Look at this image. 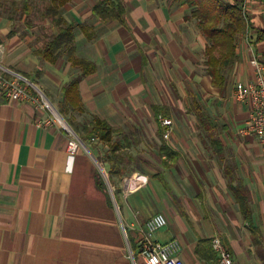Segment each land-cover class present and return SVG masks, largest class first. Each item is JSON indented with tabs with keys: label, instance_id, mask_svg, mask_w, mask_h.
<instances>
[{
	"label": "crops",
	"instance_id": "1",
	"mask_svg": "<svg viewBox=\"0 0 264 264\" xmlns=\"http://www.w3.org/2000/svg\"><path fill=\"white\" fill-rule=\"evenodd\" d=\"M98 1L72 0L61 9L76 24L75 56L95 65L78 84L83 113L62 93L79 68L64 56L54 64L41 60L34 51L48 34L31 30L24 19L11 30L0 18V62L40 86L65 119H88L76 126L88 152L69 158L65 134L38 126L45 112L0 99V264H133L128 245L136 254L138 230L154 214L167 220L154 238L178 240L184 264H216L212 249L196 254L200 241L211 246L214 236L235 264H264L252 244L254 232L264 248V156L255 138L239 135L249 106L235 99L236 84L253 78L252 54L264 61L255 31L238 38L234 71L219 89L200 65L207 42L191 27L194 20L184 19L186 6L120 0L126 14L119 25L92 17ZM246 1L251 26L263 28L264 7ZM189 94L212 121L208 132L187 112ZM181 100L185 110L169 117L172 102ZM158 109L173 121L167 139ZM91 117L113 129L109 143L86 136ZM207 136L220 144L211 145ZM238 199L248 204L249 221ZM135 264H143L137 256Z\"/></svg>",
	"mask_w": 264,
	"mask_h": 264
},
{
	"label": "trees",
	"instance_id": "2",
	"mask_svg": "<svg viewBox=\"0 0 264 264\" xmlns=\"http://www.w3.org/2000/svg\"><path fill=\"white\" fill-rule=\"evenodd\" d=\"M22 2L19 18L24 17V23L27 27L29 21L25 19L30 12L31 6L24 0ZM49 3L43 9V17L50 20L51 25L55 28L56 33L43 44V46L34 51V55L49 64H54L61 57H65L72 67H77L80 70L79 76L73 78L68 84L62 87L64 101L72 108L83 113L81 101L78 96V84L80 80L95 71V65L80 59L75 56L74 48V22L66 21L61 15V9L72 0H48ZM264 7V0H258ZM179 5H184L188 8V14L185 20L195 21V30L199 32L206 40L207 45L204 48L203 66L205 74L211 78L213 87L223 89L227 78L233 73L236 65V45L239 37L246 35L248 29L255 31L256 43H262L264 46V27L254 28L251 23L247 25L244 22L242 15V1L238 0H175ZM126 9L120 0H102L95 3L91 9L93 18L102 22L116 21L119 25H124V15ZM249 42L252 38H249ZM259 60V59H258ZM264 65L263 60H259ZM188 113L196 115L199 122V128L204 132L210 130L212 121L203 111L200 104L195 100V97L189 94ZM157 115H167L162 109L156 111ZM84 132L87 137L96 135L100 141L109 143L113 129L104 121H100L96 117H91L87 126H84ZM211 145L220 144L217 137L207 136ZM167 151V150H166ZM166 156L174 157L176 154L170 151L166 152ZM113 174V170L109 172ZM240 211L244 220H250V212L248 204L243 199H238ZM252 244L256 246V255L264 263V248L256 238V234L252 232ZM200 245V246H199ZM198 245L199 251L196 254L203 252H211L210 240H202ZM211 254L209 259H213Z\"/></svg>",
	"mask_w": 264,
	"mask_h": 264
},
{
	"label": "built area",
	"instance_id": "3",
	"mask_svg": "<svg viewBox=\"0 0 264 264\" xmlns=\"http://www.w3.org/2000/svg\"><path fill=\"white\" fill-rule=\"evenodd\" d=\"M241 9L244 22L248 25L250 18L246 0L242 1ZM246 41L250 44L248 38H246ZM249 65L252 68V80L247 84L237 83L235 88V99L249 106L244 126L239 130V135L255 138L264 156V65L253 54L249 60ZM0 99L9 103H30L34 108L45 112L46 116L38 126L54 127L65 134L69 158H72L81 149L88 152L77 132L58 111L40 86L1 62ZM157 120L160 126L164 128V138L167 139L173 128V121L162 115H159ZM99 170L108 185L107 178L100 167ZM166 225L167 220L162 214H154L144 222L138 230L136 254L128 245V255L133 264H135L136 256L141 259L143 264H184L179 257L182 248L178 240L172 239L167 242H160L154 238L155 234ZM121 230L126 240H128L126 229L122 223ZM211 249L215 254L216 264H235L232 254L219 237L214 236L211 239Z\"/></svg>",
	"mask_w": 264,
	"mask_h": 264
},
{
	"label": "rangeland",
	"instance_id": "4",
	"mask_svg": "<svg viewBox=\"0 0 264 264\" xmlns=\"http://www.w3.org/2000/svg\"><path fill=\"white\" fill-rule=\"evenodd\" d=\"M24 1L28 2L31 6L30 14L27 17H25V19H27V21H29L30 24L28 27L31 30L38 32L39 34L40 33H43L45 35L48 34L47 36L50 37L49 36L50 29H52L53 26L51 25L49 19L43 17V13H44L43 9L46 7V5H48L49 1L48 0H24ZM21 6H22V2L19 0H0V18L5 17L8 20L7 27L11 30L16 27L17 28L16 30L18 31L19 26L22 25L21 22L23 21L22 19H24V17L21 19L19 18L21 12ZM61 15L65 17L66 13L62 10ZM20 20H21L20 24H15V25L13 24L14 21H20ZM9 23H12V26H10ZM191 27L195 28V21L194 22L192 21ZM204 59H205L204 53L202 52L200 55V65H202ZM169 108L171 109V114L169 117L172 118L174 115H178L180 114V112L185 110L184 101L181 100L180 103L172 102V106H170ZM65 117L72 126V128L78 133L80 131L77 129L76 126L78 124L79 125L84 124L88 120L87 118H85L84 120H80V122H76L73 120L72 116L71 117L65 116ZM252 250L249 251V254L253 259H255ZM245 251L246 250H244V252ZM248 264H253V263L248 262Z\"/></svg>",
	"mask_w": 264,
	"mask_h": 264
}]
</instances>
